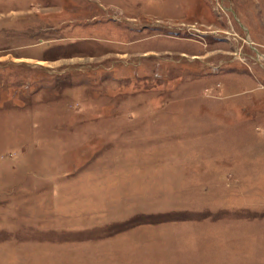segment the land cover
I'll return each instance as SVG.
<instances>
[{"label":"rangeland","instance_id":"374dc122","mask_svg":"<svg viewBox=\"0 0 264 264\" xmlns=\"http://www.w3.org/2000/svg\"><path fill=\"white\" fill-rule=\"evenodd\" d=\"M0 264H264V0H0Z\"/></svg>","mask_w":264,"mask_h":264},{"label":"crops","instance_id":"0c3cea01","mask_svg":"<svg viewBox=\"0 0 264 264\" xmlns=\"http://www.w3.org/2000/svg\"><path fill=\"white\" fill-rule=\"evenodd\" d=\"M198 244H182L181 247L187 250H197V246Z\"/></svg>","mask_w":264,"mask_h":264},{"label":"bare ground","instance_id":"6f19581e","mask_svg":"<svg viewBox=\"0 0 264 264\" xmlns=\"http://www.w3.org/2000/svg\"><path fill=\"white\" fill-rule=\"evenodd\" d=\"M13 61L18 62V61H27V60H23V59L16 60V59H15V60H13ZM42 65L45 66L43 63H42Z\"/></svg>","mask_w":264,"mask_h":264}]
</instances>
